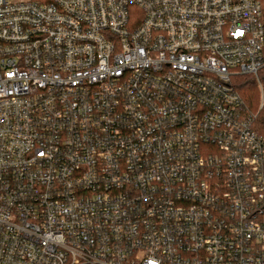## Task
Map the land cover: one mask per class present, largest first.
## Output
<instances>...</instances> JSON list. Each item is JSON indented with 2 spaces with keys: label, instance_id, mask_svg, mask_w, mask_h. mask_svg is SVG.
I'll list each match as a JSON object with an SVG mask.
<instances>
[{
  "label": "built area",
  "instance_id": "1",
  "mask_svg": "<svg viewBox=\"0 0 264 264\" xmlns=\"http://www.w3.org/2000/svg\"><path fill=\"white\" fill-rule=\"evenodd\" d=\"M263 68L261 0H0V264H264Z\"/></svg>",
  "mask_w": 264,
  "mask_h": 264
},
{
  "label": "trees",
  "instance_id": "2",
  "mask_svg": "<svg viewBox=\"0 0 264 264\" xmlns=\"http://www.w3.org/2000/svg\"><path fill=\"white\" fill-rule=\"evenodd\" d=\"M263 22H264V0ZM263 88L261 93L259 82L254 76H240L235 79V88L242 100L244 117L252 121L254 130L264 139V69L259 73Z\"/></svg>",
  "mask_w": 264,
  "mask_h": 264
},
{
  "label": "rangeland",
  "instance_id": "3",
  "mask_svg": "<svg viewBox=\"0 0 264 264\" xmlns=\"http://www.w3.org/2000/svg\"><path fill=\"white\" fill-rule=\"evenodd\" d=\"M263 69H264V68H263ZM263 69H262V70H263ZM262 70H261V71H262ZM261 71H260V72H261ZM260 72H259V73H260ZM258 77H259V76H258ZM257 81H258V80H257ZM258 82L260 83V79H259V81H258ZM261 93L263 94L262 90H261Z\"/></svg>",
  "mask_w": 264,
  "mask_h": 264
}]
</instances>
